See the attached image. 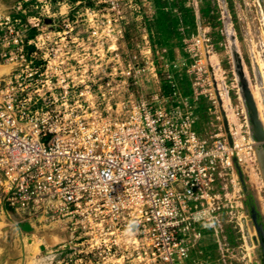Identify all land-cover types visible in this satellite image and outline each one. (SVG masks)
<instances>
[{
    "label": "built area",
    "instance_id": "1",
    "mask_svg": "<svg viewBox=\"0 0 264 264\" xmlns=\"http://www.w3.org/2000/svg\"><path fill=\"white\" fill-rule=\"evenodd\" d=\"M26 15L0 12V218L59 223L86 264H185L240 161L228 137L209 144L181 102L133 94L148 61L100 64Z\"/></svg>",
    "mask_w": 264,
    "mask_h": 264
},
{
    "label": "rangeland",
    "instance_id": "2",
    "mask_svg": "<svg viewBox=\"0 0 264 264\" xmlns=\"http://www.w3.org/2000/svg\"><path fill=\"white\" fill-rule=\"evenodd\" d=\"M19 2L26 19L36 18L51 39L83 42L84 55L105 59L100 64L111 56L148 61L140 86L131 84L130 91L181 102L209 144L227 136L214 90L220 86L234 114L230 127L247 146L246 160L238 161L245 185L236 165L219 180L217 209L197 225L201 235L185 264H262L247 202L252 197L264 224V172L240 94L236 53L263 104L264 0H0V12H13ZM69 233L56 222L18 232L0 218V264H81Z\"/></svg>",
    "mask_w": 264,
    "mask_h": 264
},
{
    "label": "water",
    "instance_id": "3",
    "mask_svg": "<svg viewBox=\"0 0 264 264\" xmlns=\"http://www.w3.org/2000/svg\"><path fill=\"white\" fill-rule=\"evenodd\" d=\"M236 61H237V65H238L239 75H240L241 91L243 92L245 105H246L247 110H248L249 121H250L251 129H252V137H253L254 141H256L258 144L257 145V153H258V157L260 159V164H261L262 170L264 172V126H263L262 121L259 118L257 105H256L255 99L253 97L252 90L249 86L250 84H249V82L246 78V74L244 72L242 59L238 53H236ZM223 118H224V125H225V129H226V135H228V140H229L230 146L233 147L234 146V139H233V136L230 134L231 133L230 132V126H229V121H228V118L226 116V113H223ZM234 162H235L236 168L238 169V173H239V176L241 179V183L243 185H245L244 174H243L241 166L238 162V159L235 158ZM245 190H246V188H245ZM249 210H250L251 218L253 220V224L256 227L257 232H258V238L260 240V246L263 247L264 246V224L259 223L260 213H259V211L255 205H252L249 208ZM260 257H261V255H260Z\"/></svg>",
    "mask_w": 264,
    "mask_h": 264
},
{
    "label": "bare ground",
    "instance_id": "4",
    "mask_svg": "<svg viewBox=\"0 0 264 264\" xmlns=\"http://www.w3.org/2000/svg\"><path fill=\"white\" fill-rule=\"evenodd\" d=\"M206 56V55H205ZM213 59V58H212ZM216 63V62H215ZM214 65V64H213ZM237 66V65H236ZM218 67V66H217ZM213 68V67H212ZM209 69H211V68H209ZM8 71H9V68L8 67H5V66H0V76L1 75H3L4 73H8ZM217 71V70H216ZM215 78V77H214ZM239 78V77H238ZM213 82V81H212ZM215 83V82H214ZM251 88V87H250ZM214 90H215V96L217 97V100L219 101V103H221V111L223 112V113H226V116H227V118H228V121H229V126H230V121H232V119H233V117H234V114H233V111H232V109H231V107H230V100H229V98L227 97V95L222 91V89L220 88V86L218 85V84H216L215 83V88H214ZM252 90V89H251ZM252 93H253V97H254V99H255V102H256V105H257V109H258V115H259V118H260V120L262 121V123H263V126H264V117H263V115H264V113H263V106H264V100H263V104H261L260 103V101L258 102V96H257V93H254L253 91H252ZM240 94H241V97H242V100H243V103H244V106H245V108H246V111H247V114H248V110H247V107H246V105H245V100H244V95H243V92L241 91V87H240ZM218 106H220V105H218ZM248 120H249V116H248ZM249 126H250V131H251V135H252V129H251V125H250V121H249ZM239 128H240V126H239ZM238 131V130H237ZM230 134H232V136H236L237 135V132H234V130H233V128H231L230 127ZM238 136V135H237ZM236 136V139H235V143H236V145H235V150H238V154H239V158H240V161H241V163L242 162H244L245 160H246V157H247V154L248 153H246V147H245V144H243V140H242V138H238ZM227 137H228V135H227ZM233 139H234V137H233ZM252 139H253V137H252ZM229 141V140H228ZM252 141H254V139L252 140ZM254 143H256L255 144V149H256V152H257V142L256 141H254ZM234 149V148H233ZM258 154V153H257ZM255 227V226H254ZM254 229V228H253ZM254 230H256V232H257V229H256V227H255V229ZM253 232V231H252ZM255 233V232H254ZM257 236H258V232H257ZM39 242V241H38ZM37 245V244H36ZM34 254L32 253V256H33ZM31 262V261H30Z\"/></svg>",
    "mask_w": 264,
    "mask_h": 264
},
{
    "label": "flooded vegetation",
    "instance_id": "5",
    "mask_svg": "<svg viewBox=\"0 0 264 264\" xmlns=\"http://www.w3.org/2000/svg\"><path fill=\"white\" fill-rule=\"evenodd\" d=\"M247 204H248L249 208H250L252 205H254L252 197H249V198H248V202H247ZM259 223H263V222H262L261 215H260V217H259ZM259 242H260V240H259ZM261 259H262V264H264V246L261 247Z\"/></svg>",
    "mask_w": 264,
    "mask_h": 264
}]
</instances>
